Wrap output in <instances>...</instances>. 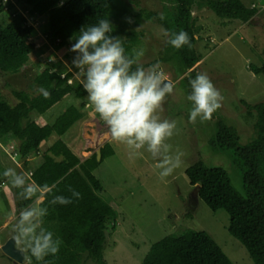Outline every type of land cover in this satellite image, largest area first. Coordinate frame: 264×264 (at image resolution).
<instances>
[{
    "label": "trees",
    "instance_id": "1",
    "mask_svg": "<svg viewBox=\"0 0 264 264\" xmlns=\"http://www.w3.org/2000/svg\"><path fill=\"white\" fill-rule=\"evenodd\" d=\"M168 1L171 7L166 8L164 20L160 19V13L153 12L148 13L147 18L154 19L170 33L183 30L188 34L191 48L185 45L176 49L168 43V37L159 60L170 63L180 76L189 79L202 60L196 48L199 40L196 34L201 29L196 24L194 10L209 7L219 18L244 23L250 22L261 11L257 6H245L241 0ZM120 5L121 0H0V79L4 74L20 72L30 63L36 45L32 42L35 27L28 18L34 17L37 12L45 18L43 31L48 44L60 50L79 35L82 27L96 25L100 19H108L114 26L111 17H116L115 11ZM112 35L123 37L117 34L115 26ZM124 38L127 54L137 50L140 44L138 33L126 32ZM65 58L72 64L74 58L71 55L67 54ZM252 70L264 73V67H252ZM76 71L74 66L70 70L62 60L45 63L33 77L32 92L13 91L19 100L15 106L0 91V138L20 142L17 151L27 168L31 166L29 158H39L33 164L40 163L33 165L29 171L31 180L41 185H56L42 206L48 207L43 227L61 241L59 251L37 261L25 245L23 255L31 260V264H88V261L107 264L104 257L107 232L109 224H112L113 230L117 224L118 213L99 195L104 188L94 175L104 159L114 154L112 145L107 142L100 148L98 160L97 153L88 158L83 156L82 151L79 155L75 154L63 140L75 124L82 127L86 122L82 110L90 103L85 101L88 94L81 82L75 79ZM39 87L48 90L50 96L45 98L38 93ZM70 95L80 104L70 106L53 124L40 123L32 118L33 115H44ZM242 103L255 112V137L242 144L236 128L217 118L212 147L227 152L241 175L243 193L234 187L223 167H208L203 161H198L187 168L185 174L193 187L200 185L198 200H202L213 212L224 210L229 215L228 232L242 243L254 264H264V102L255 105ZM87 110L93 112L94 108ZM51 138H54L51 145L41 150ZM69 187L79 192L80 198L72 197ZM18 192L19 189H16V195ZM53 195L72 198L73 202L50 205L48 201ZM17 201L18 215L19 209L30 201H23L18 196ZM141 264L234 263L209 233L187 230L153 244Z\"/></svg>",
    "mask_w": 264,
    "mask_h": 264
},
{
    "label": "rangeland",
    "instance_id": "2",
    "mask_svg": "<svg viewBox=\"0 0 264 264\" xmlns=\"http://www.w3.org/2000/svg\"><path fill=\"white\" fill-rule=\"evenodd\" d=\"M241 1L247 7L257 6L261 10L248 23L219 18L209 7L194 10L196 24L201 29L196 34L199 39L196 48L202 60L192 78L197 73H206L223 96L222 106L213 114L214 118L212 116L204 121L198 118L195 123L189 120L193 107L192 102L187 100L191 93L189 78L180 76L170 63L159 60L168 37L154 19L147 18L151 12L165 14L171 3L168 0H121L115 11L116 17H111L117 34L123 37L129 31L139 34L137 51H143L140 63L147 67L159 62L167 81L175 85L173 93L166 97L160 115L163 119L176 121L175 133L168 143L172 144L173 151L178 148L184 156L182 166L161 179L160 169L155 167L157 161L150 154L145 152L142 158L130 160L125 145L112 140L108 131L101 132L107 127L95 111L87 110L92 108L90 103H87V109L82 110L86 119L83 126L75 124L63 136L77 155L90 140L88 150L83 153L85 158L98 152L107 142L114 149V154L105 158L94 171L104 188L99 195L118 213L115 230L109 224L107 232L104 249L107 264H141L153 244L187 230L209 233L234 264H254L242 243L228 232L229 215L224 210L213 212L202 200L189 204L195 187L185 174L186 169L198 161H203L208 167H223L234 187L243 193L241 175L227 152L212 147L217 118L236 128L242 144L250 142L255 137V112L250 111L242 101L252 105L264 102V73L252 70V67H264V6L261 7V0ZM126 18L134 22L129 24ZM28 19L35 27L32 42L36 51L31 55L30 63L20 72L4 74L0 79V91L12 106L19 103L13 91L32 92L33 77L45 63L62 60L73 70V64H69L65 57L67 54L73 58L77 55L70 50L76 37L64 48L56 50L44 36L43 15L37 12ZM175 65L179 66L178 63ZM74 76L81 82L76 74ZM85 101H88L87 97ZM79 104L80 101L70 95L44 115H33L32 118L40 123L53 124L70 106ZM83 135L87 140L83 139ZM53 140L51 138L44 143L41 150L47 149ZM19 143L0 138V264H28L23 255L25 244H17L13 239V216H18L16 189L11 188L3 172L11 167L30 177L31 167L40 162L33 164L39 158H29L31 166L27 168L17 151ZM90 148L92 150L88 153ZM88 264H93V261H88Z\"/></svg>",
    "mask_w": 264,
    "mask_h": 264
},
{
    "label": "clouds",
    "instance_id": "3",
    "mask_svg": "<svg viewBox=\"0 0 264 264\" xmlns=\"http://www.w3.org/2000/svg\"><path fill=\"white\" fill-rule=\"evenodd\" d=\"M160 19L164 20L163 13ZM126 22L132 24L131 18ZM114 26L108 19H100L96 25L82 27L71 51L77 55L72 61L78 79L87 92V99L101 120L104 121L111 139L126 146L128 158H142L144 153L157 161L159 176L164 179L182 166L184 153L178 148L173 151L168 141L176 130V121L163 119V104L173 93L175 85L167 82L164 70L159 62L143 66L140 58L143 51L132 50L127 54L124 37L113 36ZM170 37L168 43L180 49L192 47L188 34L181 30L165 31ZM191 93L187 100L192 102L189 120L195 123L210 120L222 106L223 96L206 73H197L189 79ZM45 98L50 92L43 87L37 89ZM3 176L8 179L11 188L19 189L17 196L29 204L19 209L15 220L13 239L17 244H25L31 256L37 261L56 255L61 241L43 227L48 207L42 206L46 197L53 193L56 185L38 184L25 172L7 168ZM72 197L80 198V193L69 187ZM72 198L53 195L50 205H67ZM26 259H28L26 257ZM31 264V260L28 261Z\"/></svg>",
    "mask_w": 264,
    "mask_h": 264
},
{
    "label": "water",
    "instance_id": "4",
    "mask_svg": "<svg viewBox=\"0 0 264 264\" xmlns=\"http://www.w3.org/2000/svg\"><path fill=\"white\" fill-rule=\"evenodd\" d=\"M260 5H261V7L264 6V0L260 1ZM167 82H169V81H167ZM98 160H100V151L98 152ZM199 188H200V185H196L195 189H194V192L192 193L194 201H196V202L198 200V190H199Z\"/></svg>",
    "mask_w": 264,
    "mask_h": 264
},
{
    "label": "crops",
    "instance_id": "5",
    "mask_svg": "<svg viewBox=\"0 0 264 264\" xmlns=\"http://www.w3.org/2000/svg\"><path fill=\"white\" fill-rule=\"evenodd\" d=\"M101 132H102V133H105V132H106V128H103V129L101 130ZM83 138H84L85 140H87V139L84 137V135H83ZM88 144H90V140L87 142L86 145L83 146V150L86 149V148L88 149V147H87ZM83 150H82V154L85 152V151H83ZM91 150H92V149L90 148L89 151H88V153H90ZM99 150H100V149H99ZM95 151H97V150H95ZM98 152H99V151H98ZM98 152H95V153L98 154ZM91 155H92V154H91ZM91 155H90V156H91Z\"/></svg>",
    "mask_w": 264,
    "mask_h": 264
},
{
    "label": "flooded vegetation",
    "instance_id": "6",
    "mask_svg": "<svg viewBox=\"0 0 264 264\" xmlns=\"http://www.w3.org/2000/svg\"><path fill=\"white\" fill-rule=\"evenodd\" d=\"M195 203H196V201H194V198H193V196L191 195V199H190L189 204H195Z\"/></svg>",
    "mask_w": 264,
    "mask_h": 264
}]
</instances>
